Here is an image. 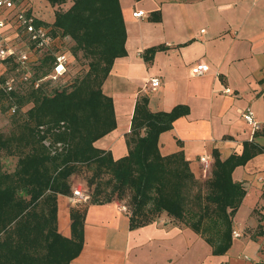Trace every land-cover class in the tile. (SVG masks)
Wrapping results in <instances>:
<instances>
[{"label":"trees","instance_id":"16d2710c","mask_svg":"<svg viewBox=\"0 0 264 264\" xmlns=\"http://www.w3.org/2000/svg\"><path fill=\"white\" fill-rule=\"evenodd\" d=\"M46 1L60 6L67 0ZM50 33L73 41L72 53H82L88 70L58 88L46 86L48 80L34 88L33 80L25 84L15 75L13 90L0 89V104L12 108L18 128L15 135L0 134V157L16 158L12 171L0 163V264H69L79 255L87 207L70 209V239L58 233L56 222L57 198L72 196L70 178L79 168L90 174L89 204L128 198L130 230L165 213L209 244L213 256L225 255L232 245V218L245 196L231 174L264 147L244 144L240 155L224 161L213 150L210 176L196 179L182 151L162 156L158 146L159 136L186 116L188 107L151 112L147 97L140 96L126 135L127 154L113 159L94 143L116 127L113 101L102 86L114 60L126 55L119 0H73L67 10L54 13ZM166 49L152 47L142 58L148 63ZM53 62L50 55L42 57L34 80L51 75ZM5 64L11 74L1 83L15 70L10 61ZM192 199L196 207L190 206Z\"/></svg>","mask_w":264,"mask_h":264},{"label":"crops","instance_id":"0c3cea01","mask_svg":"<svg viewBox=\"0 0 264 264\" xmlns=\"http://www.w3.org/2000/svg\"><path fill=\"white\" fill-rule=\"evenodd\" d=\"M68 1L71 6L73 0ZM26 2L38 22L50 28L35 14L33 0ZM119 4L126 55L114 60L102 86L113 101L116 127L94 143L96 148L110 151L115 160L127 154L126 135L140 96L147 97L151 112L188 107L189 113L159 136L158 146L162 156L182 151L196 179H203L199 157L208 155L213 164V150L224 161L240 155L244 144L264 147V0ZM137 11H143V17H133ZM158 46L167 49L146 63L144 51ZM198 64L206 66L203 75L195 74ZM152 78H158L160 86L146 90ZM248 108L257 130L239 114ZM231 179L245 196L232 218V231L240 237L232 238L225 255L213 256L209 244L165 213L130 230L126 206L88 202L83 247L69 264H264V152L236 167ZM79 204L72 196L57 198V231L65 239L71 238L70 209Z\"/></svg>","mask_w":264,"mask_h":264},{"label":"built area","instance_id":"2783aa9c","mask_svg":"<svg viewBox=\"0 0 264 264\" xmlns=\"http://www.w3.org/2000/svg\"><path fill=\"white\" fill-rule=\"evenodd\" d=\"M143 11L133 13V17H143ZM36 16L31 11L26 0H0V66L10 61L15 65L13 76H10L4 83L0 82V89L10 92L14 88L15 75H19L22 81H31L34 88H38L42 82L47 80L56 81L66 74L69 63L70 52L62 51V42L59 36H53L50 28L44 25H36ZM19 44V45H18ZM27 48H24V46ZM19 46V47H18ZM34 55L35 58H31ZM45 55L54 58L51 75L43 79L32 78L33 71L41 64V59ZM6 69V64L5 67ZM206 70L204 64H198L195 68L196 75H203ZM3 75H0L2 78ZM160 86L158 78L150 79L145 85L146 90H155ZM58 88V86H55ZM241 118L247 122L253 130L258 129V123L254 119L252 111L248 108L240 113ZM47 145V143H45ZM203 178H207L212 167V158L203 155L198 159ZM72 198L77 201H86L88 196L82 194L79 188L72 191ZM232 238H239L236 231H232Z\"/></svg>","mask_w":264,"mask_h":264},{"label":"rangeland","instance_id":"374dc122","mask_svg":"<svg viewBox=\"0 0 264 264\" xmlns=\"http://www.w3.org/2000/svg\"><path fill=\"white\" fill-rule=\"evenodd\" d=\"M33 5H34L35 14L38 17L43 18L45 20V23L51 26L54 20V13L59 10L60 11L66 10L70 6V2L67 0L66 3L60 6H51L46 0H33ZM61 42H62L61 50L67 52L69 51L71 56L69 55V63L66 69V74L62 78L57 79L56 81L48 80L46 86H49V88L51 87L54 88L55 86L59 87L62 85H67L70 81L69 79L80 78L88 70V65H87L88 60L83 57L82 53L81 52H77L76 54L72 53V47L74 45L73 41L69 40L68 38H64L61 39ZM24 48H27V46L25 45ZM31 58H35L34 55ZM1 64L5 67V64L3 62ZM7 67H6L7 71L0 69V73L3 74V76L4 75L6 76L7 74H11L10 72L11 68L9 67L7 68ZM36 71L37 70L35 69L32 73L33 79L37 78L38 76L39 71L37 72ZM21 78H22L21 76H18L17 81L23 82ZM28 82L29 81H24L25 84ZM4 108L6 109L5 111ZM26 109L27 108H25L23 111H25ZM12 117H13L12 108L8 107V105L5 102L0 104V134H2L5 137H8L10 134L15 135L17 133L18 128L17 126L13 125ZM0 163L7 171H12L16 164V158L6 157L1 155ZM89 175L90 174L84 168H79L77 172L70 178L72 184L71 190L73 191L74 189L79 188L83 195L88 196V199L86 201L80 202L79 205L81 208H83L90 201L91 189L87 187V183H86V178ZM202 189L203 191H205L206 188L203 187ZM127 202H128V198H125L124 200L118 203L123 204L127 208L126 205ZM191 205H194L193 199L190 201V206ZM194 207H196V205H194Z\"/></svg>","mask_w":264,"mask_h":264}]
</instances>
